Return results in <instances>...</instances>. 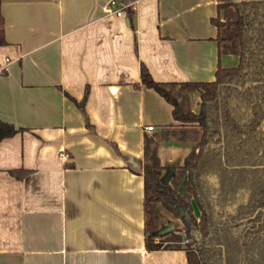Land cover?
<instances>
[{
  "label": "crops",
  "instance_id": "1",
  "mask_svg": "<svg viewBox=\"0 0 264 264\" xmlns=\"http://www.w3.org/2000/svg\"><path fill=\"white\" fill-rule=\"evenodd\" d=\"M109 2L1 0L0 120L23 130L0 141V264H188L184 249L145 246L144 140L165 183L193 143L140 66L212 81L239 57L218 54L216 0H134L130 16ZM188 102L197 112V90Z\"/></svg>",
  "mask_w": 264,
  "mask_h": 264
},
{
  "label": "trees",
  "instance_id": "2",
  "mask_svg": "<svg viewBox=\"0 0 264 264\" xmlns=\"http://www.w3.org/2000/svg\"><path fill=\"white\" fill-rule=\"evenodd\" d=\"M216 2L210 22L217 29L218 54L237 55L236 66L218 65L212 81L185 82L155 81L140 66L141 83L172 105L182 128L179 139L193 143L165 183L157 145L145 138L144 241L150 250L184 249L188 264H264V0ZM125 11L130 16L133 9L128 5ZM5 44L0 0V46ZM191 90L199 92L197 112L188 102ZM86 95L76 102L83 111ZM21 130L0 120V141ZM9 172L18 179L27 174ZM161 209L181 227L160 233ZM185 237L191 245L182 243Z\"/></svg>",
  "mask_w": 264,
  "mask_h": 264
},
{
  "label": "built area",
  "instance_id": "3",
  "mask_svg": "<svg viewBox=\"0 0 264 264\" xmlns=\"http://www.w3.org/2000/svg\"><path fill=\"white\" fill-rule=\"evenodd\" d=\"M130 5L132 9L134 8V2L133 3H124L121 0H110L108 8H107V13L114 14V15H122V12L125 10V7ZM148 129H151V127H147ZM183 244H190V239L189 238H184L182 241Z\"/></svg>",
  "mask_w": 264,
  "mask_h": 264
},
{
  "label": "rangeland",
  "instance_id": "4",
  "mask_svg": "<svg viewBox=\"0 0 264 264\" xmlns=\"http://www.w3.org/2000/svg\"><path fill=\"white\" fill-rule=\"evenodd\" d=\"M163 211V219H164V225L168 224L169 222H172L174 228L177 227H181V223L179 222V220L175 219L171 214H169L168 212H166L164 209H161ZM197 213V208L195 206L194 209Z\"/></svg>",
  "mask_w": 264,
  "mask_h": 264
},
{
  "label": "water",
  "instance_id": "5",
  "mask_svg": "<svg viewBox=\"0 0 264 264\" xmlns=\"http://www.w3.org/2000/svg\"><path fill=\"white\" fill-rule=\"evenodd\" d=\"M174 229V226L172 224V222H169L168 224L164 225L161 230H160V233H166V232H169V231H172Z\"/></svg>",
  "mask_w": 264,
  "mask_h": 264
}]
</instances>
